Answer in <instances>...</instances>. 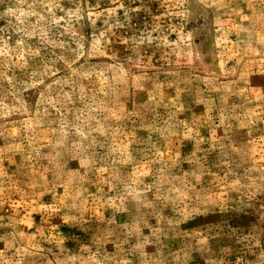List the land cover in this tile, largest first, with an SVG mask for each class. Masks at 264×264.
I'll use <instances>...</instances> for the list:
<instances>
[{"label":"rangeland","instance_id":"rangeland-1","mask_svg":"<svg viewBox=\"0 0 264 264\" xmlns=\"http://www.w3.org/2000/svg\"><path fill=\"white\" fill-rule=\"evenodd\" d=\"M0 264H264V0H0Z\"/></svg>","mask_w":264,"mask_h":264}]
</instances>
